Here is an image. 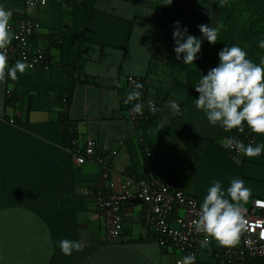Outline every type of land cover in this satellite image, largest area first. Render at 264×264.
Returning <instances> with one entry per match:
<instances>
[{
	"label": "crops",
	"instance_id": "obj_1",
	"mask_svg": "<svg viewBox=\"0 0 264 264\" xmlns=\"http://www.w3.org/2000/svg\"><path fill=\"white\" fill-rule=\"evenodd\" d=\"M0 5L12 12V31L24 20L33 22L32 42L48 61L47 67L26 69L17 80L6 77L0 84V264H177L184 255L157 242L141 204L122 207L120 239L107 242L95 199L83 192L119 190L125 176L148 168L144 153L153 148H159L152 152L159 167L199 204L213 181L226 189L234 178L252 191L244 212L254 198H264V151L258 157L232 151L225 146L232 130L211 125L195 107L194 86L210 70V43L198 26L216 28L225 5L195 0L193 17L181 18V28L202 42L188 65L183 53L176 59L173 38L162 44L169 28L152 0H52L34 7L0 0ZM77 51L73 81L69 73ZM128 77H139L157 100L150 121L137 125L125 117L133 102L125 100L134 90ZM173 99L177 114L167 106ZM63 117L79 145L91 137L100 152L111 155L107 178L92 162L72 163ZM253 136L256 144L264 143V135ZM62 239L79 242L81 249L65 255ZM230 247H241V239ZM225 248L204 235L198 264H264L263 258L229 262L222 256Z\"/></svg>",
	"mask_w": 264,
	"mask_h": 264
},
{
	"label": "clouds",
	"instance_id": "obj_2",
	"mask_svg": "<svg viewBox=\"0 0 264 264\" xmlns=\"http://www.w3.org/2000/svg\"><path fill=\"white\" fill-rule=\"evenodd\" d=\"M220 6L227 4V0H219ZM172 0H166L170 5ZM12 12L0 5V84L6 82V77L15 81L17 73H24L31 65L24 60H17L9 66L7 48L16 38L10 28ZM201 34L210 44H215L218 39V28L209 27L207 24L198 26ZM173 40L176 59L183 63L192 64L201 50V40L187 34V28L180 27L179 21L174 22ZM258 46L264 48V40ZM219 63L212 67L206 75H201L199 82L194 86L199 93L195 99V107L203 110L211 125L221 126L224 131L236 129L244 132V125L254 134L264 135V57L260 63H254L247 58V52L240 46L233 44L225 46L218 51ZM143 85L135 84V89L127 94L125 103L139 100ZM167 106L173 114L180 111L176 100H169ZM143 105L136 103L132 112L143 114ZM150 111L156 112L152 102H149ZM166 124L161 122L160 128ZM225 146L236 150L246 157H258L264 151V143L245 145L242 141L230 137L225 141ZM106 148L107 145L105 144ZM252 195L250 188L245 187L244 180L234 178L229 186L224 189L219 181H213L207 188L199 210L195 211V219L191 221L197 233L212 238L221 246H235L241 235L255 227L261 228V238H264V222L257 221L255 226L246 218L243 205L249 202ZM206 242V241H205ZM59 248L65 255H70L73 250L79 251L81 244L74 240L62 239ZM179 264H195V257H183Z\"/></svg>",
	"mask_w": 264,
	"mask_h": 264
},
{
	"label": "built area",
	"instance_id": "obj_3",
	"mask_svg": "<svg viewBox=\"0 0 264 264\" xmlns=\"http://www.w3.org/2000/svg\"><path fill=\"white\" fill-rule=\"evenodd\" d=\"M52 0H23L26 6H43ZM34 24L30 20H24L13 31L16 38L7 48L9 61L24 60L31 65L28 69L39 66H48L45 50L33 44L32 35ZM126 82L134 90L135 84L143 85L139 100H133L127 108L126 118L134 124L150 121L156 112L150 111L151 101L157 109V100L148 92L145 84L139 77H128ZM10 96V91L6 94ZM136 103H141L143 114L132 112ZM14 124V119L9 118ZM73 131V130H72ZM249 143L254 139H249ZM232 149V148H231ZM67 150L72 163L81 166L85 162H92L100 169L103 178H107L111 172V155L100 152L93 138L87 137L84 145H79L76 135L71 138ZM234 149H232L233 151ZM236 151V150H234ZM236 154L237 152H232ZM146 155L157 160L158 155L147 152ZM84 194L94 197L99 215L103 219L105 237L107 242H116L120 239L122 231V207L141 204L144 208V222L153 231L157 242L161 246H169L181 252L184 257L193 255L195 264H198V252L203 243L204 234L197 233L192 227L191 221L195 219V211L199 210L200 204L193 194L185 193L177 184L171 174H162L158 171L149 172L144 178L136 179L125 176L119 190L104 191L100 188L85 189ZM246 218L255 226L257 221L264 222V198H254L251 201V210L244 212ZM241 247H227L222 256L229 262H240L249 258L264 259V238H261V228L244 232L241 237ZM183 258L178 259L177 264Z\"/></svg>",
	"mask_w": 264,
	"mask_h": 264
},
{
	"label": "trees",
	"instance_id": "obj_4",
	"mask_svg": "<svg viewBox=\"0 0 264 264\" xmlns=\"http://www.w3.org/2000/svg\"><path fill=\"white\" fill-rule=\"evenodd\" d=\"M157 9L161 12L160 22L169 28V35L162 44L173 38L174 22L179 21L183 17H193V6L195 0H172L170 5L163 4L166 0H152ZM205 6L219 7V0H196ZM181 27V25H180ZM218 39L215 44H210L209 53L207 57V64L209 69L215 67L219 63L218 51L221 49L219 44L223 36H230L233 39L236 37L242 41V46H246L251 52L255 53L261 49L258 44L260 40H264V0H227L224 10L220 13V22L218 26ZM241 46V47H242ZM79 51L74 54V61L69 75L75 81L76 77L72 75V71L79 63ZM60 124L63 131L67 135V143L73 137V127L66 118H62ZM232 137L242 141L245 145L249 144V139H254L253 133L244 125V132L240 133L236 129L232 130ZM256 144L255 140L252 142ZM150 152H157L159 148H153ZM144 157L149 163L148 168L139 175L132 177L139 179L144 178L150 171H158L162 174H168L166 169L159 167L158 160H152L144 153Z\"/></svg>",
	"mask_w": 264,
	"mask_h": 264
},
{
	"label": "rangeland",
	"instance_id": "obj_5",
	"mask_svg": "<svg viewBox=\"0 0 264 264\" xmlns=\"http://www.w3.org/2000/svg\"><path fill=\"white\" fill-rule=\"evenodd\" d=\"M233 44H236L238 46H242V41L240 38L236 37L233 39L230 36H223L221 39V43L219 44V47L222 49L225 46H231ZM247 52V58L252 60L254 63L259 64L262 57H264V48L259 49V51L253 53L251 50H249L245 45L241 47Z\"/></svg>",
	"mask_w": 264,
	"mask_h": 264
}]
</instances>
